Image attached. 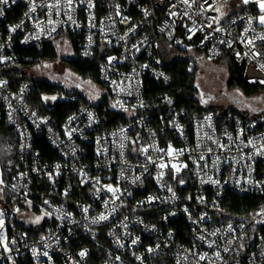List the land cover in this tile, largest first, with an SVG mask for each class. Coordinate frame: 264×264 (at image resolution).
<instances>
[{
  "label": "built area",
  "instance_id": "2783aa9c",
  "mask_svg": "<svg viewBox=\"0 0 264 264\" xmlns=\"http://www.w3.org/2000/svg\"><path fill=\"white\" fill-rule=\"evenodd\" d=\"M261 2L0 4V124L14 136L0 178V264H264V212L233 219L225 208L227 193L264 194V114L190 116L153 88L171 86L162 51L177 50L226 55L264 89ZM70 38L77 59L100 61L101 91L57 124L31 107L33 84L14 78L17 49Z\"/></svg>",
  "mask_w": 264,
  "mask_h": 264
},
{
  "label": "trees",
  "instance_id": "16d2710c",
  "mask_svg": "<svg viewBox=\"0 0 264 264\" xmlns=\"http://www.w3.org/2000/svg\"><path fill=\"white\" fill-rule=\"evenodd\" d=\"M70 42L73 57L67 58L65 61L68 68L80 78L100 86L98 81V65L100 61L98 59L93 61H81L77 59L78 42L75 38H70ZM17 53L19 56V66L15 72L14 78L18 82H30L33 84V90L29 99L32 108L37 109L44 115L51 116L57 124H61L68 116L72 115L80 108L89 107L91 105L83 96L76 97V99L72 100L74 98V96H71L72 93L66 91L61 85L30 79L24 74L23 70H28L41 63L56 61L58 59V53L54 44L46 43L41 47H19ZM222 57L228 60L229 88H239L247 97L258 94L263 95L264 89L262 87L250 85L244 80L243 66L237 65L226 55ZM163 59L166 64L167 73L171 77V86L165 89L159 85L153 84V88L157 90V93L161 92L172 96L181 108L186 109L190 116L200 115L204 112H213L222 116L232 114L233 116L249 119L264 114V111L260 114H251L248 111H240L237 109H228L224 112L217 113L214 109L202 107L197 97L195 72L194 69L193 71L190 70L195 64H189V62L184 59L169 61L164 56ZM64 94L68 95L67 100L64 102H56L54 105H51L47 98ZM106 101L107 99L104 98L98 109L100 112L102 111V113H105V115H109L108 107L105 105L107 104ZM36 144L38 148H40L43 156L49 159L54 158L52 150L43 139H39ZM11 145H14L12 130L4 124H0V158L2 175L4 178L6 177V164L13 155L9 150V146ZM225 201L226 211L229 213V216H233V219L249 218L255 213L264 212V194L261 196L245 197L227 193Z\"/></svg>",
  "mask_w": 264,
  "mask_h": 264
},
{
  "label": "rangeland",
  "instance_id": "374dc122",
  "mask_svg": "<svg viewBox=\"0 0 264 264\" xmlns=\"http://www.w3.org/2000/svg\"><path fill=\"white\" fill-rule=\"evenodd\" d=\"M262 9V8H261ZM264 11V9H262ZM58 59L54 62L41 63L28 70H23L30 79L49 82L61 85L71 96L85 97L93 103L100 94L99 86L93 82L84 80L72 72L65 61L73 57L71 46L67 41L59 39L56 41ZM167 60H187L189 64H195L190 70L195 72V85L197 97L204 108L214 109L220 113L228 109L248 111L251 114H260L264 111V98L262 94L247 97L239 88H229V65L228 60L221 57L216 60L207 59L199 52H179L172 50V53L162 51ZM68 98L67 94H64ZM50 103L52 96L47 97ZM2 177L0 158V178Z\"/></svg>",
  "mask_w": 264,
  "mask_h": 264
},
{
  "label": "snow or ice",
  "instance_id": "6c2138e0",
  "mask_svg": "<svg viewBox=\"0 0 264 264\" xmlns=\"http://www.w3.org/2000/svg\"><path fill=\"white\" fill-rule=\"evenodd\" d=\"M248 0H245V3H247ZM8 3V0H0V4L6 5ZM260 7L264 9V2H261ZM0 15H3V9L0 8ZM260 23L264 24V16L260 17ZM54 99V98H53ZM111 190V189H110ZM100 219H106V217L101 216ZM135 243V242H134ZM81 255H84V253H81Z\"/></svg>",
  "mask_w": 264,
  "mask_h": 264
}]
</instances>
